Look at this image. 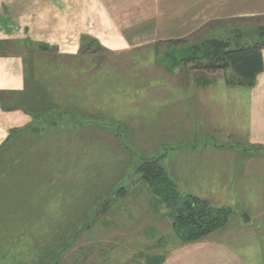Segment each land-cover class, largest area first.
<instances>
[{
	"label": "crops",
	"instance_id": "crops-1",
	"mask_svg": "<svg viewBox=\"0 0 264 264\" xmlns=\"http://www.w3.org/2000/svg\"><path fill=\"white\" fill-rule=\"evenodd\" d=\"M248 26L255 32L264 29V0H0V147L10 130L28 128L33 123L21 110L3 109L26 90L28 79L23 56L9 52L8 45L35 49L45 45L49 48L47 51L56 52L57 58L75 59L82 55L80 46L90 39L98 42L105 49L104 53L118 55L150 46L153 49L158 41L188 38L192 34L226 33L228 37L237 34L236 43L240 44L260 40L257 36L246 41L240 31ZM202 39L194 42H202ZM99 54L101 52L90 56L89 61L93 62ZM261 54L263 70L250 86L234 79L230 69L200 71L188 65L172 72L157 71L156 75L145 79L109 80L104 74L107 68L96 60L85 82L70 88L72 95L83 98L76 105L73 99L66 101H71L76 109L75 123L79 124L76 131H90L93 151L102 157L99 136L114 134L122 137L121 141L124 137L120 143L124 153L134 155L132 160L125 157V163L131 161L132 164L129 168L126 163L127 178L117 181L118 191L110 190L104 201L113 202L108 197L114 198L117 194V200L125 199L130 188L126 189L124 184L136 189L134 177L130 176L134 167L137 171L142 165L144 158L140 155L145 154L146 159L152 158L162 167L179 194L198 197L212 206L231 211L229 220L220 230L185 244L171 231L167 206L153 194L151 208L146 212L137 207L130 209L133 215L145 212L152 220H165L162 232L152 222L141 229L148 234L151 230L150 236L145 234L136 239L138 246L146 239H155L150 244L166 246L163 264H264V48ZM142 80L152 86L149 93L147 90L138 93ZM233 93L240 102L244 101V145H215L208 137L214 126L220 128L221 135L228 141L235 137L231 115L228 121H223L221 115L228 111L234 100ZM215 101L223 103V111L218 112L216 122H211ZM125 108L128 112L122 114ZM61 128L65 126L46 131L40 138L42 143L38 142L40 146L36 144L19 155V162L12 168L19 184L0 187L5 205L14 202L19 207L35 208L54 196L55 184L50 187V181L38 183L31 179L45 169L46 173L41 174H54L50 160L52 149L56 148L51 149L45 141L50 132H62ZM197 128L200 131L197 132ZM152 133L156 135L154 143L151 137H146ZM162 133L173 136L171 155L161 154L163 150L152 153L153 148L160 149L157 139ZM36 147L39 154L35 152ZM41 157L43 163L38 166ZM139 176L151 195V186ZM116 201L110 204L108 212L106 207L102 212L98 210L102 213L100 217L105 218L109 210L116 207ZM136 255L142 263L141 253Z\"/></svg>",
	"mask_w": 264,
	"mask_h": 264
},
{
	"label": "rangeland",
	"instance_id": "rangeland-1",
	"mask_svg": "<svg viewBox=\"0 0 264 264\" xmlns=\"http://www.w3.org/2000/svg\"><path fill=\"white\" fill-rule=\"evenodd\" d=\"M246 28L248 29L240 31L246 41L249 38L251 41L252 38L259 37L258 31L255 32L253 27L248 26ZM236 35H229L228 37L226 33L225 35L218 33L213 36L211 34L207 36H195L192 34L186 38L188 41H195V39L201 41L202 37H204L202 40L213 38L223 39L227 37L231 40L232 44L236 45ZM243 44L245 43L243 42ZM153 49L150 46L145 47L143 50H133L131 53L125 52L119 55L101 53L95 57L93 62H102L103 66L107 68L104 74L109 80L123 79V77L145 79L146 77L156 75L157 71L169 70L171 72L173 65L175 63L178 65L183 64L181 60L186 58L189 53L181 48L170 50L161 45ZM8 50L9 52L19 53L23 56L25 64H27L26 72L29 79V86L32 80H34L33 76L38 77L45 83H59L54 88L55 93L59 96L64 93L65 87L68 86L71 88L72 85L77 87L78 83L85 82L86 74L90 73V69L93 67L90 65L91 62H85L81 56L75 57V59L67 57L57 58L56 52L53 50L39 52L32 47H15L13 45H8ZM53 63H57L58 66L62 67H59V72H62L66 68L65 66L70 67V73L68 68H66L67 78H63L58 72H52L53 66H55ZM188 66L190 67L189 64ZM180 67L184 66L180 65ZM80 68L87 69V71L82 73ZM65 79H68V83L64 86L65 82L61 81ZM228 79L234 80L231 77ZM141 82L142 84L137 87L139 90L138 93H146V90L149 93L148 89L152 86L149 85L148 81L145 82L142 80ZM233 95L234 100L229 104L228 111L222 112L221 115L223 121H228L231 115L230 124L234 128L235 137L228 141L224 134L221 135L220 132L222 131L220 128L217 127L216 129L214 126L215 129H212V135L208 137L215 145H244V101L241 100L240 102L237 94L233 93ZM71 96L68 97L73 99L75 105L77 101H82L83 99L74 95ZM66 105H72L71 101L66 103ZM222 105L223 103L221 102H216L213 105L215 113H210L211 122H216V119H218L220 115L218 112L223 111ZM127 112L128 110L125 108L122 114H126ZM61 130L62 132H50L51 134L46 137L45 141V144L51 146V149L53 146L56 148L52 149V153L51 151L48 153L53 154L50 164L52 171L54 170V174H42L40 178L41 182L50 181V187L55 184L53 185L54 196L48 203L50 205L49 208L52 210L51 215H48L50 220L48 222H42L45 218L43 214L39 217V221L27 223L24 226H22V222H19L21 225L16 222V226H13V231L11 233L7 232L6 234V236L16 234L17 237L9 236L11 238L9 244L10 251L5 252L9 257L4 258V261L9 260L11 264H53L54 262H57L56 264H146L149 262L148 259H152V261L155 260L153 264H163L164 260L162 258H164L163 254L166 252V246L164 247L158 243L156 245L154 243L150 244L155 239L153 241L146 239L144 242L141 240V245H137L136 239L148 234L145 230H141L142 228L154 222L152 224L156 225L158 230L162 232L161 226L165 220H152L150 215L148 217V214L145 213L147 208H151L152 197H156L157 195L154 192L150 195L149 191L146 190V186L140 182V176L135 170L134 162L133 173L130 171L133 176L130 177H134L133 182L136 184V189H133L128 184H124L123 186L126 189L130 188L129 195L127 194L125 199L117 200V194L113 195L116 196L114 198L112 196L108 197L113 202L103 200L104 196H107L109 192L111 193V191L114 190L115 192L117 190L115 188L117 181H123L127 178L125 174L126 163L131 168V161L125 163V157L127 156V159L130 158L132 160L134 155L132 156L127 151L126 154L124 153V147L120 144L123 143L124 137L123 141H121L122 137H116L114 134H102V136H99L98 142L101 146V150L99 149V152L102 154L101 157V155L92 149L90 131L88 129L78 132L76 129L67 126L61 128ZM195 130L197 132L200 131L199 128ZM155 136L154 133L148 134V136L146 135V137H151L153 143L156 141ZM38 140L39 143H42L40 139ZM157 140L158 148L160 149L153 148L152 153L155 154L163 150L164 152L161 154L169 153L171 155L173 152L171 149L174 145L173 136L168 133H162L161 138L158 135ZM37 145L39 144L37 143ZM38 150L39 147H36L35 152L37 154H39ZM145 157V154L140 155V158L146 159ZM42 159V157L39 158L38 166L43 163ZM101 160L103 161L102 165L100 163ZM95 163L101 166V168H97ZM134 170L136 171L135 173ZM40 172L46 173V169ZM108 182L110 183L108 184ZM111 183L113 187H111ZM115 201L116 207L109 210L105 218L103 216L100 217L102 213H98V210L102 212L103 207H106V211L108 212L110 204L112 205ZM11 206L9 205V207ZM134 207H137L139 211L141 209L145 212L143 214L135 213L133 215L130 211ZM162 207L164 208V206ZM41 211L38 210V212ZM13 213L17 214V209L16 212L11 210L8 215H13ZM84 224H88V228L82 230L83 227H86ZM149 232L152 233L151 230ZM77 233L80 234V237L72 243L67 252L63 253L60 260H57L59 252L62 249V244L65 241L71 242L73 235ZM150 233L148 236H150ZM17 251L18 254H16ZM138 252L141 253L142 263L138 261L139 256L136 255ZM11 254L16 255L12 258L10 257ZM28 260L30 262H26Z\"/></svg>",
	"mask_w": 264,
	"mask_h": 264
},
{
	"label": "trees",
	"instance_id": "trees-1",
	"mask_svg": "<svg viewBox=\"0 0 264 264\" xmlns=\"http://www.w3.org/2000/svg\"><path fill=\"white\" fill-rule=\"evenodd\" d=\"M256 31L259 33L260 40L251 44L237 43L235 45L231 44L227 38L225 40L218 38L204 39L202 42L198 43L179 38L176 40L168 39L167 41H158L154 48L158 45L170 50L181 48L189 53L186 58L181 60L183 64L180 65L187 66L189 64L190 68L200 71L230 69L235 76L234 79L250 86L253 85L256 75L263 70L261 50L264 48V29L259 28ZM36 49L39 52H46L49 48L45 45H40ZM80 50L82 53L81 57L88 63L93 55L98 54L99 52H105V49L93 39H90L81 45ZM157 50L159 49L157 48ZM92 64L93 62L90 63V65ZM171 64L173 65V63ZM180 65L175 63L171 70L173 71L180 68ZM57 66L58 65L53 66L52 72H58L60 76L67 78L66 68H68L69 73L71 72L70 68L65 66L66 68L62 70V72H59L58 70L61 66ZM80 69L82 70V73L87 71V69ZM33 78L34 80H32L30 86L29 79H27L26 90L14 98L13 104L8 107H3L5 111H23L32 119L33 123L28 128L10 130L8 138L1 145L0 187L15 186L19 184L20 181L14 176L16 171L14 172L12 169L14 163L19 162V155L30 146L33 147L36 145L39 142L38 139H40L46 131L61 126H69L73 129L79 127V124L76 125L77 123H75L77 119L74 117L76 109L72 105H66V101L69 98L68 96L73 94L70 88L68 86L65 87L64 93L59 96L54 91L55 85H59V83H45L38 77L33 76ZM61 82H65V86L68 83V79ZM137 173L142 176L148 186H151L152 192L157 195L155 196L159 201L167 206V209L169 210L167 216L172 220L171 231H173V234L177 236L181 243L187 244L195 242L210 235V233L214 231L220 230L230 218L231 211L227 208H217L198 197L196 198L187 194H179L174 185H171L166 178L162 167H160L156 160L152 158L144 159L142 165L138 168ZM41 176V172L38 171L36 175L32 176L31 180H35L38 183H45L46 181L41 182ZM1 196L2 195L0 194V264H11L9 260L4 261V258L9 257L6 253L10 251L9 244L11 238H9V236L11 234L6 236L7 232L11 233L13 231V226H16V222H18V224H20L19 222H22V226H24L27 223L39 221V217L43 214L45 218L42 222H48L50 220L48 215L50 216L51 213H47L49 208L46 205L52 198L49 197L46 204L42 202L41 206L33 208L30 205L19 207L16 206L14 202H12L10 204L12 206L9 207L8 204L5 205L2 202ZM9 209L15 212L17 209V214L15 213L17 217L14 213L9 216L8 214L11 212ZM38 210L42 211L38 212ZM49 211H51V208ZM84 225L86 227H83L82 230L88 228V224ZM11 236L17 237L16 234ZM79 237L80 234L77 233L73 235L71 242L65 241L64 244H62V249L59 252L57 260H60L63 253L67 252L72 243H74ZM16 254H18V251ZM16 254H11L10 257L13 258ZM148 261L149 262L146 264H153L155 262V260L152 261V259H148ZM26 262H30V260ZM56 263L57 262H54L53 264Z\"/></svg>",
	"mask_w": 264,
	"mask_h": 264
}]
</instances>
